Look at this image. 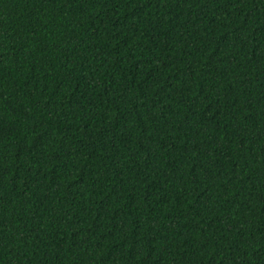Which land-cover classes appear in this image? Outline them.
I'll return each instance as SVG.
<instances>
[{
  "label": "trees",
  "instance_id": "1",
  "mask_svg": "<svg viewBox=\"0 0 264 264\" xmlns=\"http://www.w3.org/2000/svg\"><path fill=\"white\" fill-rule=\"evenodd\" d=\"M0 264H264V0H0Z\"/></svg>",
  "mask_w": 264,
  "mask_h": 264
}]
</instances>
